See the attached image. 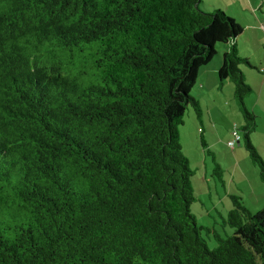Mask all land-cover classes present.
I'll use <instances>...</instances> for the list:
<instances>
[{
	"label": "trees",
	"instance_id": "16d2710c",
	"mask_svg": "<svg viewBox=\"0 0 264 264\" xmlns=\"http://www.w3.org/2000/svg\"><path fill=\"white\" fill-rule=\"evenodd\" d=\"M202 2L0 0V264H264V208L231 194L226 237L191 211L179 126L202 116L191 91L218 43L264 180L244 28Z\"/></svg>",
	"mask_w": 264,
	"mask_h": 264
},
{
	"label": "rangeland",
	"instance_id": "374dc122",
	"mask_svg": "<svg viewBox=\"0 0 264 264\" xmlns=\"http://www.w3.org/2000/svg\"><path fill=\"white\" fill-rule=\"evenodd\" d=\"M201 7L205 10L221 9L244 26L237 40L240 54L253 65L241 64L246 82L252 87L245 103L256 117V128L250 138L264 159V0H203ZM224 47L223 43H218L217 51L221 53ZM218 55L212 60L217 61ZM198 92L197 80L191 94L196 96ZM224 94L222 103L203 102L201 117H197L193 107L189 106L184 122L179 126L183 153L194 170L192 184L196 199L191 211L199 225L215 229L222 237L233 233V228L225 222L233 206L231 194L240 196L252 212L264 208V180L244 147L241 126L245 121L234 97V86L233 92L229 93L225 88ZM235 131L240 136L239 142ZM202 136L221 165V177L214 174L213 158L202 146ZM230 141L235 145H230ZM202 234L209 248H215V236L205 229Z\"/></svg>",
	"mask_w": 264,
	"mask_h": 264
},
{
	"label": "crops",
	"instance_id": "0c3cea01",
	"mask_svg": "<svg viewBox=\"0 0 264 264\" xmlns=\"http://www.w3.org/2000/svg\"><path fill=\"white\" fill-rule=\"evenodd\" d=\"M264 25V24H263ZM244 28V26H243ZM244 31V30H243ZM237 47H239V41L236 40ZM225 47L222 48L223 50L218 52L219 59L216 61H211L207 65L201 67L198 74V82H199V92L195 96L201 106L203 107V102H212L214 104L222 103L224 96V89L227 88V92L232 91L233 92V83L230 81V79H225L223 83L220 82L219 76H218V70L220 68V65L222 63V54L223 51L226 50L229 45L224 44ZM230 98V96H229ZM208 99V100H206ZM204 132V130H202ZM235 145V144H234ZM237 152V151H236Z\"/></svg>",
	"mask_w": 264,
	"mask_h": 264
},
{
	"label": "built area",
	"instance_id": "2783aa9c",
	"mask_svg": "<svg viewBox=\"0 0 264 264\" xmlns=\"http://www.w3.org/2000/svg\"><path fill=\"white\" fill-rule=\"evenodd\" d=\"M263 30H264V25H263ZM234 134H235L236 139L239 140L240 137H239V135L236 134V131L234 132ZM229 144L233 146L234 145V142L233 141H230Z\"/></svg>",
	"mask_w": 264,
	"mask_h": 264
}]
</instances>
